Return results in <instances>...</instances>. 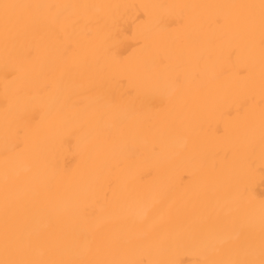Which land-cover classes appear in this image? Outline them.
<instances>
[{"label":"bare ground","instance_id":"obj_1","mask_svg":"<svg viewBox=\"0 0 264 264\" xmlns=\"http://www.w3.org/2000/svg\"><path fill=\"white\" fill-rule=\"evenodd\" d=\"M0 264H264V0H0Z\"/></svg>","mask_w":264,"mask_h":264}]
</instances>
